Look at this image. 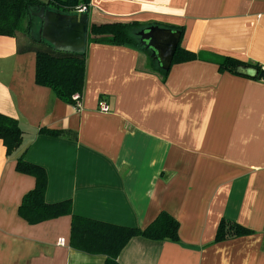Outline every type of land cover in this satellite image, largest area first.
I'll return each mask as SVG.
<instances>
[{
	"label": "crops",
	"instance_id": "1",
	"mask_svg": "<svg viewBox=\"0 0 264 264\" xmlns=\"http://www.w3.org/2000/svg\"><path fill=\"white\" fill-rule=\"evenodd\" d=\"M88 8L89 27L184 29L181 48L195 58L162 80L147 51L90 44L77 109L36 84L37 47L26 33L0 36V113L24 133L9 157L0 140V264L106 262L72 247V216L30 224L19 215L36 187L16 170L21 156L45 170V202L69 201L74 216L142 230L163 212L179 222V242L134 237L119 264H264V79L219 66L230 58L264 71V0H90ZM222 220L251 233L216 243Z\"/></svg>",
	"mask_w": 264,
	"mask_h": 264
},
{
	"label": "trees",
	"instance_id": "2",
	"mask_svg": "<svg viewBox=\"0 0 264 264\" xmlns=\"http://www.w3.org/2000/svg\"><path fill=\"white\" fill-rule=\"evenodd\" d=\"M90 0H0V36H15L21 30L25 32L36 52V84L51 89L55 96L66 104H74L73 96L81 94L85 87L87 50L84 54L59 52L40 35L42 22L37 36L32 35L36 13L42 8L62 13H76L79 7L89 6ZM169 29L180 33V42L173 58L172 66L192 61L195 55L181 48L184 29L162 24H142L139 22H109L92 23L88 31V45L102 44L122 46L147 51L140 43L139 32L151 27ZM87 45V47H88ZM151 60H154L151 58ZM221 72L243 76L238 73L241 67H251L261 71L257 65L239 62L234 59H224L220 63ZM162 80H166L170 70L157 68ZM52 136H60L58 131H44ZM24 133L16 119L0 113V140L6 147L7 156L17 152L23 143ZM17 172L33 176L36 187L26 194L19 207V215L30 224L72 216L71 245L77 250L106 256L105 264H119L118 257L134 237H144L153 241L179 242V222L161 213L158 218L145 230L128 228L99 221L88 220L72 214V204L69 201L58 204H47L45 193L47 175L43 168L27 162L24 156L17 160ZM251 232L238 224L226 220L220 222L216 243L249 235Z\"/></svg>",
	"mask_w": 264,
	"mask_h": 264
},
{
	"label": "water",
	"instance_id": "3",
	"mask_svg": "<svg viewBox=\"0 0 264 264\" xmlns=\"http://www.w3.org/2000/svg\"><path fill=\"white\" fill-rule=\"evenodd\" d=\"M41 20L40 35L59 52L84 54L88 45L89 14L62 13L42 8L36 14ZM180 33L158 26H151L139 32L140 43L151 51V57L164 70H170L180 42ZM238 73L252 78L264 79V71L241 67Z\"/></svg>",
	"mask_w": 264,
	"mask_h": 264
},
{
	"label": "built area",
	"instance_id": "4",
	"mask_svg": "<svg viewBox=\"0 0 264 264\" xmlns=\"http://www.w3.org/2000/svg\"><path fill=\"white\" fill-rule=\"evenodd\" d=\"M88 9H89L88 6L83 5V6L79 7L78 10H76V13H78V14L85 13V12H88ZM73 100L76 104V108L81 109V105H82L81 104V94L74 95ZM99 110L103 113H108L110 111V106L105 100H100Z\"/></svg>",
	"mask_w": 264,
	"mask_h": 264
},
{
	"label": "rangeland",
	"instance_id": "5",
	"mask_svg": "<svg viewBox=\"0 0 264 264\" xmlns=\"http://www.w3.org/2000/svg\"><path fill=\"white\" fill-rule=\"evenodd\" d=\"M38 14V13H36ZM40 19L38 17H35V20H34V28H33V31H32V35L33 36H37V34L39 33L38 30L40 29ZM21 35L25 32H23L22 30L19 32Z\"/></svg>",
	"mask_w": 264,
	"mask_h": 264
},
{
	"label": "flooded vegetation",
	"instance_id": "6",
	"mask_svg": "<svg viewBox=\"0 0 264 264\" xmlns=\"http://www.w3.org/2000/svg\"><path fill=\"white\" fill-rule=\"evenodd\" d=\"M35 17H37V15H35ZM150 51V50H149Z\"/></svg>",
	"mask_w": 264,
	"mask_h": 264
}]
</instances>
